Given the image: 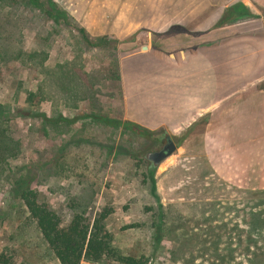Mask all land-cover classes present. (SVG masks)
<instances>
[{
	"label": "crops",
	"instance_id": "0c3cea01",
	"mask_svg": "<svg viewBox=\"0 0 264 264\" xmlns=\"http://www.w3.org/2000/svg\"><path fill=\"white\" fill-rule=\"evenodd\" d=\"M119 40L123 117L191 131L160 164L164 203L264 200V0H55ZM242 3L251 16L217 25Z\"/></svg>",
	"mask_w": 264,
	"mask_h": 264
},
{
	"label": "rangeland",
	"instance_id": "374dc122",
	"mask_svg": "<svg viewBox=\"0 0 264 264\" xmlns=\"http://www.w3.org/2000/svg\"><path fill=\"white\" fill-rule=\"evenodd\" d=\"M3 23L11 35L8 38V32L4 31L3 35L0 29V102H10L15 107L23 104L27 91L35 90L41 79L32 66L15 58L17 50L22 48L29 52L43 47L49 36L48 64L73 60L75 55L69 45L68 29L63 24L55 26L31 5L0 7V25ZM82 58L84 71L94 75L93 82L96 80L95 98L104 106L100 105L101 109L117 116L119 97L116 93L113 98L108 96L114 87L112 81L104 79L110 63L105 51L91 49L83 53ZM109 105L113 108L109 109ZM91 107L89 100H85L77 108L62 106L61 109L64 114L74 116ZM42 109L50 113L51 103H43ZM80 123L73 125L71 132L76 131ZM9 126L21 151L0 168V249L8 246L13 250L16 262L59 264L12 189L11 179L29 170L31 184L39 189L41 197L56 209L64 222L73 214L66 203L65 189L69 188L71 194L79 193L84 191L82 186L86 180L93 181L95 195L88 216H94L101 205L113 206L115 212L106 222L113 231L117 246L127 254L147 256L148 264H264V200L218 204L164 203L161 200L163 204H174L171 211L178 219L167 222L162 243L156 247L148 223L142 227L128 226L148 222L150 212L145 211V206L156 204L153 183L158 190L159 177L165 170L161 164H153L154 174L148 183L141 181L143 168L138 166L140 162L135 157L115 154L99 170V147L86 137L80 146L72 144L65 155L77 165L76 171L65 168L49 175L43 171V166L61 137H55L53 132L47 137L40 135L39 123L31 117H12ZM89 126L86 134H93L99 141L108 134V130L99 128L98 124ZM160 137L161 140L155 133L147 140L137 141L136 155L147 158L148 153L162 145L163 136Z\"/></svg>",
	"mask_w": 264,
	"mask_h": 264
},
{
	"label": "trees",
	"instance_id": "16d2710c",
	"mask_svg": "<svg viewBox=\"0 0 264 264\" xmlns=\"http://www.w3.org/2000/svg\"><path fill=\"white\" fill-rule=\"evenodd\" d=\"M23 4L31 5L39 10L44 16L54 22L55 26L63 24L69 33V45L74 52L73 60H63L55 64H48L49 36L45 38L43 47L34 48L26 52L20 48L15 58L21 59L23 63L32 66L41 79L37 82L35 90L27 91L23 104L13 106L10 102H0V168L5 167L11 159L16 158L20 153V143L10 133V120L15 116L31 117L38 121L40 135L47 137L51 132L55 137H61L59 144L53 147L52 156L45 162L43 171L49 175L65 168L76 171L78 168L66 153L71 145L80 146L81 142L88 139L97 144L100 150V168L107 163L108 159L115 154L125 158H137L142 166L143 183H148L151 175L154 174L155 166L147 158L136 155V142L147 140L153 134L157 137L165 133L158 130H150L136 122L123 117V96L122 85L119 74L118 45L120 42L110 35L94 37L90 35L75 18L69 14L55 0H0V7L18 6ZM25 4V5H24ZM13 12V11H12ZM249 9L242 3H236L227 7L217 25L234 23L244 17L251 16ZM11 18V17H10ZM2 28V29H1ZM54 28V27H53ZM5 33V23L0 25ZM0 30V38L2 33ZM104 50L110 63L104 79L113 83L114 90L108 96L116 93L119 97L117 116H112L101 109L98 98H95L94 75L86 73L83 69L82 55L91 49ZM102 76V74H101ZM89 100L91 109L85 112L69 116L63 113L61 107L77 108L79 103ZM50 102L52 111L47 113L42 109V104ZM102 106V105H101ZM104 107V106H102ZM113 105H109L112 109ZM81 121V126L74 132L73 125ZM98 124L99 128L108 130L107 136L99 141L93 135H87L86 129L91 124ZM191 131L187 128L180 135H171L177 146L181 145ZM159 134V135H158ZM119 139L117 140L118 136ZM69 137V138H67ZM126 137V138H125ZM99 141V142H98ZM141 142V141H140ZM115 157V156H114ZM30 172H21L14 176L12 189L16 196L23 202L28 215L41 234L48 250L53 254L59 264H84L90 262L95 264H148V257L145 255H130L125 253L115 242L113 231L109 228L106 220L115 208L111 205H101L94 216H88V208L94 198V182L86 180L82 189L84 191L71 194L69 188L65 189L64 196L69 208L73 211L72 217L64 222L56 209L41 197L37 187H34ZM151 179V178H150ZM156 204L145 206V211L150 212L148 222L130 224L128 227H142L148 223L152 231L151 240L159 247L162 243L165 228L169 221H177V214L173 215L171 207L174 204H163L161 196L153 183ZM206 204V202L204 203ZM126 226L123 227L125 229ZM0 264H28L24 261L16 262L15 253L8 246L0 249Z\"/></svg>",
	"mask_w": 264,
	"mask_h": 264
},
{
	"label": "water",
	"instance_id": "95a60500",
	"mask_svg": "<svg viewBox=\"0 0 264 264\" xmlns=\"http://www.w3.org/2000/svg\"><path fill=\"white\" fill-rule=\"evenodd\" d=\"M167 144L163 145L161 149L152 151L147 154V158L153 157V164H160L166 157L171 155L176 150V144L169 134L165 135Z\"/></svg>",
	"mask_w": 264,
	"mask_h": 264
},
{
	"label": "flooded vegetation",
	"instance_id": "af4514ba",
	"mask_svg": "<svg viewBox=\"0 0 264 264\" xmlns=\"http://www.w3.org/2000/svg\"><path fill=\"white\" fill-rule=\"evenodd\" d=\"M165 135H166V134H164L163 137H162V138H163V140H162V142H163L162 145H161L157 150L161 149L163 145L167 144V140H166ZM158 139L161 140V137H159ZM148 160H150V162L153 164V157H150V159L148 158Z\"/></svg>",
	"mask_w": 264,
	"mask_h": 264
}]
</instances>
